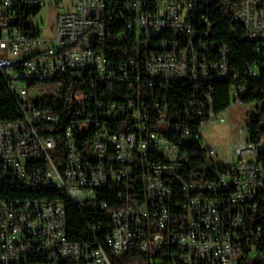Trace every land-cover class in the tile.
<instances>
[{
    "label": "built area",
    "instance_id": "obj_1",
    "mask_svg": "<svg viewBox=\"0 0 264 264\" xmlns=\"http://www.w3.org/2000/svg\"><path fill=\"white\" fill-rule=\"evenodd\" d=\"M53 1L45 27L32 20L49 0H0V76L20 114L0 121V185L65 194L91 239H68L62 198H0V264H117L132 245L149 264H264V0ZM226 9L230 36L255 43L243 79L214 38ZM244 104L221 156L203 129Z\"/></svg>",
    "mask_w": 264,
    "mask_h": 264
},
{
    "label": "trees",
    "instance_id": "obj_2",
    "mask_svg": "<svg viewBox=\"0 0 264 264\" xmlns=\"http://www.w3.org/2000/svg\"><path fill=\"white\" fill-rule=\"evenodd\" d=\"M231 18V11L228 9L220 11L217 16H213V33L214 38L218 41H225L230 48V59L233 70L239 74L240 78L245 77V62L252 61L254 55L252 50L255 47V43L245 40H240L238 37L233 38L229 33V24ZM236 30L240 32L238 25ZM231 82L218 81L214 85V96L216 109L218 111H225L229 106V89ZM177 93L175 95L180 99L184 98V95H188V87H184L182 84L175 85ZM176 97H174L176 99ZM256 98V99H254ZM261 97H256L252 95H246L243 97L244 103H249L250 101L256 100L260 101ZM167 100L172 101V95H169ZM262 104L257 103L256 105V116L249 122V127L253 132V137L256 138L255 134H261V119H262ZM20 116L16 102L8 91L5 83L0 76V121L16 119ZM190 152H196L197 160L195 165L201 168L204 162L200 158L201 148L199 146L191 145L189 147ZM1 187V186H0ZM27 196H38V197H59L64 200L65 211H66V233L67 237L71 241H86L91 239V235L87 229L83 217L81 216L78 208L68 199V197L57 191H44L34 194H24L16 190H11L10 188L1 187L0 188V198L8 197H23ZM87 214V211H84ZM88 219V218H87ZM117 264H149L147 255L141 253L134 245L130 246L127 253L117 262Z\"/></svg>",
    "mask_w": 264,
    "mask_h": 264
},
{
    "label": "rangeland",
    "instance_id": "obj_3",
    "mask_svg": "<svg viewBox=\"0 0 264 264\" xmlns=\"http://www.w3.org/2000/svg\"><path fill=\"white\" fill-rule=\"evenodd\" d=\"M71 0H64V4L67 5ZM50 4L44 7L32 20L33 23L42 21L46 27L51 21L56 10L53 8V0H49ZM44 36L51 37V33L46 29L43 33ZM251 110V106L233 105L224 113L225 122L222 124H214L213 126H207L203 129V135L207 141L216 149L219 155L226 156L228 154L229 144L231 142L240 139L239 129L246 127L249 121L248 112ZM246 132L241 136L243 140L246 139ZM205 141L204 143H207Z\"/></svg>",
    "mask_w": 264,
    "mask_h": 264
},
{
    "label": "bare ground",
    "instance_id": "obj_4",
    "mask_svg": "<svg viewBox=\"0 0 264 264\" xmlns=\"http://www.w3.org/2000/svg\"><path fill=\"white\" fill-rule=\"evenodd\" d=\"M0 186L2 187L3 185H0ZM1 187H0V188H1Z\"/></svg>",
    "mask_w": 264,
    "mask_h": 264
}]
</instances>
